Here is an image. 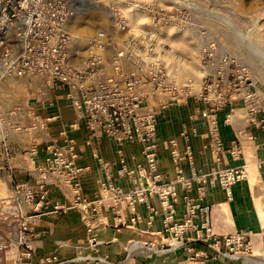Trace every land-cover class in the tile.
Masks as SVG:
<instances>
[{"label": "built area", "instance_id": "built-area-1", "mask_svg": "<svg viewBox=\"0 0 264 264\" xmlns=\"http://www.w3.org/2000/svg\"><path fill=\"white\" fill-rule=\"evenodd\" d=\"M80 1L0 0V37L13 30L16 45L15 50L0 52V79H24L32 91L54 88L57 96L49 105L54 107L59 98L66 101L76 119L86 125V144L109 140L116 146V160L96 158L103 177L90 198L82 186L88 168L78 164L80 151L67 128L59 133L60 142L45 138L31 142L30 155L43 151L45 162L34 171L33 182L14 185L12 196L0 202V264H38L34 242L47 235L37 231L38 224L69 209L52 202L51 184L81 212L88 247L97 253L101 242L96 231L112 228L117 234L140 230L152 237L128 242L124 262L129 264L137 256L153 259L171 249L189 253L187 261L192 264L257 257L264 261V231L217 234L207 203L215 186L231 201L233 187L248 177L244 166L223 164L229 157L241 159L244 142L254 141L255 136L243 129L227 144L222 123L229 124L232 114L241 111L242 118L264 131L260 116L264 109L253 85L243 82L237 61L217 53L207 29L197 28L192 10H167L159 2L127 4L124 11L112 9L108 29L88 38L83 56L72 47L74 36L69 29L74 4ZM168 27L199 32L197 61L176 52L164 35ZM172 106H189L191 113L178 139L161 140L159 117ZM227 110L222 122L221 113ZM56 120L52 116L33 124V131L46 132ZM199 123L206 126L205 134L200 133ZM193 137L207 139L201 150L209 152L216 164L209 172L196 166ZM134 144L141 147L140 159L126 155V145ZM161 147L172 162L170 179L159 171ZM159 221L162 228L156 229ZM159 238L167 249L159 248ZM83 259L111 264L102 257ZM41 262L70 264L56 255L45 256Z\"/></svg>", "mask_w": 264, "mask_h": 264}, {"label": "crops", "instance_id": "crops-1", "mask_svg": "<svg viewBox=\"0 0 264 264\" xmlns=\"http://www.w3.org/2000/svg\"><path fill=\"white\" fill-rule=\"evenodd\" d=\"M50 100L53 101L55 94H48ZM56 99V98H55ZM40 109V108H39ZM42 114L44 118L50 116H58L59 120L53 122L48 133L45 134L46 141L60 142L59 133L66 127L69 134L77 142L80 151V159L78 164L81 167L88 168L87 173L82 178V186L84 192L90 197H94L97 190L98 182L102 179L103 174L98 166L97 157H101L106 161L112 162L116 160V146L107 139L94 142L87 145L89 133L83 121H78L75 117L74 110L64 100L56 103L55 107L43 106ZM191 113L189 106H172L163 111L159 117V138L161 140H169L179 138L181 126L183 122L188 121ZM229 110L221 113V121L223 122ZM230 123H222L221 134L227 144L235 140L238 132L245 129L247 132L255 136L254 141L244 142V155L239 160H233L230 157L223 164L224 166L240 167L246 169L249 165L254 164L257 167L260 178L261 188L259 193L262 196V204L264 203V131L251 125L246 119L241 117L240 112L232 114ZM76 124L74 129L70 125ZM199 131L205 134L207 131L203 123H199ZM207 143V139L202 137H193L192 144L196 154V166L204 172H209L216 167L213 158L209 152H202V146ZM126 155L129 159L136 156L140 159L141 147L138 144L126 145ZM45 153L43 151L36 158L37 165L45 162ZM31 168L26 175L25 180L33 182L35 174ZM159 171L171 178L173 175L172 162L167 150L161 147L159 157ZM189 172L187 168V173ZM25 175V176H26ZM246 180L236 184L233 187V198L227 201V196L219 186L212 187L207 196V203L212 208V222L217 234H228L234 231H250L258 233L259 226L262 224L257 208L255 206L254 195L251 188L250 180ZM120 184L126 187L125 182ZM260 187V186H259ZM50 198L53 203L64 204L69 207L66 212H62L55 216H46L37 226V231H46L44 238L35 240L34 247L36 251L35 260L38 264H42L41 260L48 255H56L61 261H69L70 264H89L85 263L83 258L86 257H108L110 262H119L124 260L126 251L124 250L128 242L139 241L145 242L151 240V236H144L138 230L132 233L130 230H124L123 233L117 234L112 228H100L96 231L97 239L101 242L98 246V253L88 247L89 235L82 222V214L69 201L67 195L62 192L55 184H51ZM264 207V204H263ZM160 221L156 224V229H161ZM164 246L168 248L167 243L161 242L159 238V248ZM189 257V253L184 250H166L161 251L159 256L155 258H144L137 256L134 258V264H176ZM124 258V259H123ZM260 258H251L243 260H219L210 264H259ZM98 264V263H90Z\"/></svg>", "mask_w": 264, "mask_h": 264}, {"label": "rangeland", "instance_id": "rangeland-1", "mask_svg": "<svg viewBox=\"0 0 264 264\" xmlns=\"http://www.w3.org/2000/svg\"><path fill=\"white\" fill-rule=\"evenodd\" d=\"M156 2H159L160 8L167 10L172 8L192 10L197 28L207 29L208 36L217 44V53L220 56H228L237 61V69L244 78L243 82L246 85H253L258 94L259 105L264 109V0H82L74 4L76 11L69 29L80 15L89 19L93 5L105 14L106 19L103 23L93 24L88 37L98 30L108 29L112 9L124 11L127 4L132 6L136 3ZM164 35L178 54L197 61L201 42L198 31L190 34L168 27ZM86 47L87 44L82 48L83 56ZM15 49V37L12 30L7 36L0 37V52ZM15 87L19 89L10 95L7 89ZM50 92L55 94L56 98L57 92L54 88L47 87L43 91H32L30 84L24 79H0V202L12 196L14 185L29 179L25 180L31 168H33L31 172L34 173L40 165L35 162L37 156H31L24 147H32L31 142L35 143L45 138V134L53 123H49L46 132L39 128L33 131V124L38 122L41 124L49 118L42 117L40 109L46 105L50 106L49 103L55 101V98L53 101L50 100L48 95ZM59 101L62 100L59 98L57 102ZM260 116L263 118L264 114ZM65 129L66 127L63 130ZM7 176L9 183L4 180ZM259 228L258 233L264 231V224H260ZM102 258H106L111 264H129L124 262L126 257L116 263L110 262L106 256ZM187 260L188 258L176 264H192ZM84 262L90 264L96 261L84 259ZM100 264H106V262Z\"/></svg>", "mask_w": 264, "mask_h": 264}, {"label": "bare ground", "instance_id": "bare-ground-1", "mask_svg": "<svg viewBox=\"0 0 264 264\" xmlns=\"http://www.w3.org/2000/svg\"><path fill=\"white\" fill-rule=\"evenodd\" d=\"M102 1V0H101ZM93 11H91V15L87 17L80 15L79 17L74 20L72 23V26L70 27V31L72 32L74 36V41L72 43V47L74 49H78L81 52H83L82 48L87 44V35L90 31V27L95 24V23H103L106 19V16L104 13L101 12L100 9L96 5L92 6ZM89 38V37H88ZM197 72V70H195ZM198 75L200 74L199 72L197 73ZM194 74V75H197ZM19 87H15L7 89V92L12 95L13 93H16ZM39 136V135H38ZM30 146L24 147V150L26 152H30ZM248 176L250 178V184L252 191L254 193V199H255V206L257 208V212L259 214L260 220L262 224H264V207L262 204V196L261 193H259V184H260V178L258 175L257 167L254 164H251L247 168ZM3 176V175H2ZM6 176V174H5ZM4 180L9 183V177H4ZM9 185V184H8ZM9 187V186H8ZM259 193V194H258ZM264 199V197H263ZM187 264V263H186ZM256 264V263H255ZM259 264H264L263 260H259Z\"/></svg>", "mask_w": 264, "mask_h": 264}]
</instances>
